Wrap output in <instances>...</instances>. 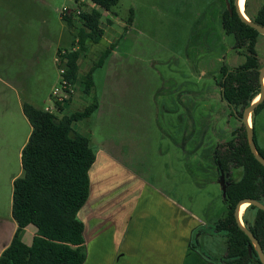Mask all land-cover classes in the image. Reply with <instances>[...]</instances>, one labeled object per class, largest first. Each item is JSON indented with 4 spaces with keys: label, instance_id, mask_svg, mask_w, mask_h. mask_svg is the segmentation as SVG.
<instances>
[{
    "label": "rangeland",
    "instance_id": "obj_1",
    "mask_svg": "<svg viewBox=\"0 0 264 264\" xmlns=\"http://www.w3.org/2000/svg\"><path fill=\"white\" fill-rule=\"evenodd\" d=\"M248 2L247 16L255 17L264 0ZM225 7V0H120L114 24L101 10L105 36L82 56L79 80L63 104L64 114L55 112L63 117L98 97L100 112L73 129L90 137L96 150H116L120 144L135 173L202 220L211 236L199 244L217 264L226 255L227 239L213 226L226 215L227 205L213 157L244 130L239 116L243 109L235 110L222 98V65L235 69L246 60V51L235 48L234 37L222 28ZM64 8L77 9L78 4L0 0V79L11 84L0 83V122L14 124L20 100L45 110L54 106L52 94L61 83L56 57L66 47L79 48L72 46L79 20L65 21ZM111 46L112 55L97 67L101 53ZM257 50L264 64L263 35ZM93 68L95 87L86 95L85 79ZM256 120L264 149V107ZM12 143L2 158L5 142L0 140V211L6 216L12 207L11 176L20 168V142ZM243 175V168H232L226 180L238 181ZM247 217L252 222L254 212Z\"/></svg>",
    "mask_w": 264,
    "mask_h": 264
},
{
    "label": "trees",
    "instance_id": "obj_2",
    "mask_svg": "<svg viewBox=\"0 0 264 264\" xmlns=\"http://www.w3.org/2000/svg\"><path fill=\"white\" fill-rule=\"evenodd\" d=\"M91 1L100 7V11L94 8L90 13L82 15L81 25L76 28L72 44H77L79 48L65 49L68 57L65 77L71 85L79 80L82 56L88 52L90 45L99 44L105 35L102 11L114 14V8L120 0ZM248 1L245 5L246 14ZM225 3L221 17L222 28L226 35L234 37L235 48L246 51V60L235 69L224 63L220 85L223 100L235 110L243 109L239 113L241 118L244 110L259 96L261 89L259 74L263 64L257 50L260 34L242 21L235 8V0H225ZM227 3H230V8ZM62 18L72 24L71 18ZM250 19L264 26V3L256 16ZM77 39L78 42H75ZM114 47L101 53L97 67L110 58ZM94 70L86 76V94H91L95 87ZM263 107L264 102L256 108L252 118L255 142L262 157L264 149L258 143L256 119ZM99 108L100 101L95 96L89 106L60 118L53 112L23 103V112L32 132L22 150V173L13 183L12 215L18 229L11 244L0 256V264H85V225L79 212L90 195V170L96 161L97 150L90 137L76 132L73 124L93 118ZM58 109L63 111V106L58 104ZM243 127L242 137L232 139L223 151H216L213 157L219 173L222 170L228 174L232 168L244 170L240 180L227 179L229 185L224 198L227 213L213 226L215 232L224 233L227 239L222 264H262L250 238L240 228L235 217L240 201L255 199L264 202V166L252 154ZM252 211L254 220L251 222L247 214ZM243 221L264 250V211L250 205L245 210ZM31 224L37 227L38 233L33 244L28 246L22 241V233ZM192 247L206 259L212 260L199 249L196 241Z\"/></svg>",
    "mask_w": 264,
    "mask_h": 264
},
{
    "label": "crops",
    "instance_id": "obj_3",
    "mask_svg": "<svg viewBox=\"0 0 264 264\" xmlns=\"http://www.w3.org/2000/svg\"><path fill=\"white\" fill-rule=\"evenodd\" d=\"M104 12L114 24V14ZM0 81L2 86H11L5 80ZM82 98L84 100L80 96L77 99L82 101ZM101 108L100 103L98 112ZM16 112L14 124L0 122V140L5 142L1 157L8 156L5 151L13 141L20 142L17 153L20 168L11 176L12 186L22 173V150L32 132L21 100ZM64 112L63 105L59 113ZM87 128L83 126L82 130L88 132ZM117 145L116 150L99 147L90 170V195L79 212L89 251L85 264H217L192 247L195 241L199 244L206 236H211V232H206L205 223L160 187L135 173L126 161L124 149ZM17 229L12 207L7 216L0 211V256L11 244ZM37 233L35 225H28L22 233V241L31 246ZM199 249L207 254L200 244Z\"/></svg>",
    "mask_w": 264,
    "mask_h": 264
},
{
    "label": "water",
    "instance_id": "obj_4",
    "mask_svg": "<svg viewBox=\"0 0 264 264\" xmlns=\"http://www.w3.org/2000/svg\"><path fill=\"white\" fill-rule=\"evenodd\" d=\"M227 4H228V7L230 8V6H231L230 3H227ZM234 5H235L236 11H237L238 15L240 16V18L242 19V21L245 22L246 24H248L250 27L257 30V32L260 35L264 36V26L257 24L255 21L251 20L247 15H245L241 12L240 0H235ZM259 81H260L261 89H260L259 96L257 97L258 100L256 102L254 101L249 107H247L244 110L243 115L241 117V120H242V123L246 129L247 140H248V144L250 146L251 152L254 155V157L256 158V160L264 166V157H262V155L258 151L257 144L255 142L254 126H253V124L252 125L249 124V119L252 118L253 113L256 110V108L264 102V64L260 69ZM220 172H221L220 184L222 186V191H223V195L225 198L227 195V189H228L229 184L226 180L225 172L222 170ZM244 204H248L249 206L250 205L256 206L259 209L264 211V202L258 201L255 199H245V200H242L238 203L236 210H235V217H236L238 225L243 230V232L250 238L252 245L255 248V250L259 256L261 263L264 264V250H263L260 242L254 236V234L245 226L243 219L241 218V207Z\"/></svg>",
    "mask_w": 264,
    "mask_h": 264
},
{
    "label": "built area",
    "instance_id": "obj_5",
    "mask_svg": "<svg viewBox=\"0 0 264 264\" xmlns=\"http://www.w3.org/2000/svg\"><path fill=\"white\" fill-rule=\"evenodd\" d=\"M71 1L77 2L78 8L77 9L64 8L61 12L62 17L71 18L73 20L74 19L79 20V26L81 25L80 20L83 14L90 13L94 8L100 10V7L96 6L91 0H71ZM76 41L78 42V39ZM56 63L59 65L61 83L59 87H56L54 89L52 94L54 98V106L46 109L47 111L53 113L60 112L58 109V104H61L63 106V104H65L74 94L73 85H71L65 77L68 70L67 68L68 57L66 56L65 51H63L60 56L56 57Z\"/></svg>",
    "mask_w": 264,
    "mask_h": 264
},
{
    "label": "bare ground",
    "instance_id": "obj_6",
    "mask_svg": "<svg viewBox=\"0 0 264 264\" xmlns=\"http://www.w3.org/2000/svg\"><path fill=\"white\" fill-rule=\"evenodd\" d=\"M245 4H246V0H240V10L243 14L247 15L244 10H245ZM258 100V99H257ZM255 100V102L257 101ZM250 125H252L250 122H249ZM248 204H244L242 207H241V212H242V208H243V211L247 208Z\"/></svg>",
    "mask_w": 264,
    "mask_h": 264
},
{
    "label": "flooded vegetation",
    "instance_id": "obj_7",
    "mask_svg": "<svg viewBox=\"0 0 264 264\" xmlns=\"http://www.w3.org/2000/svg\"><path fill=\"white\" fill-rule=\"evenodd\" d=\"M244 12L246 13V8H245V10H244ZM258 98H256L255 100H257ZM253 120H252V118H250L249 119V122L251 123ZM221 173V172H220ZM243 213V208H242V212H241V214Z\"/></svg>",
    "mask_w": 264,
    "mask_h": 264
}]
</instances>
